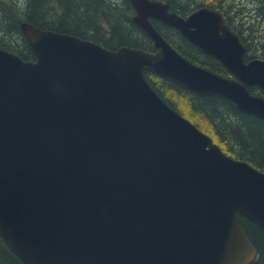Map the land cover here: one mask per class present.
<instances>
[{
    "label": "water",
    "instance_id": "95a60500",
    "mask_svg": "<svg viewBox=\"0 0 264 264\" xmlns=\"http://www.w3.org/2000/svg\"><path fill=\"white\" fill-rule=\"evenodd\" d=\"M156 53L26 21L36 55L0 48V236L25 264H250L258 250L240 214L264 230V173L227 155L173 109L145 70L264 119V60L221 13L183 17L161 0H130ZM158 19L234 78L175 50Z\"/></svg>",
    "mask_w": 264,
    "mask_h": 264
},
{
    "label": "trees",
    "instance_id": "16d2710c",
    "mask_svg": "<svg viewBox=\"0 0 264 264\" xmlns=\"http://www.w3.org/2000/svg\"><path fill=\"white\" fill-rule=\"evenodd\" d=\"M164 1L179 14H187L203 6L218 10L248 50L249 40L254 47L258 41L255 34L248 36L249 28L240 22L238 14L240 16L245 12V6L238 11L235 0ZM253 2L257 4V15L264 19V0ZM134 14L130 0H29L28 11L23 15L17 14L11 0H0V47L19 54L25 60H35L36 55L20 28V24L26 21L43 29L90 39L111 49L129 45L155 51L150 38L132 21ZM154 24L182 55L191 60L198 59L196 51L199 48L176 29L156 20ZM209 68H212V64ZM145 74L153 88L173 109L211 137V133L219 136L229 146L233 157L245 160L264 172L263 119L240 111L233 102L221 96L201 97L152 72L146 71ZM241 220L259 251V257L251 264H264V230L245 217L241 216ZM0 264H25L10 250L1 236Z\"/></svg>",
    "mask_w": 264,
    "mask_h": 264
},
{
    "label": "rangeland",
    "instance_id": "374dc122",
    "mask_svg": "<svg viewBox=\"0 0 264 264\" xmlns=\"http://www.w3.org/2000/svg\"><path fill=\"white\" fill-rule=\"evenodd\" d=\"M235 1L238 11L243 9V5L245 6V12L240 15L241 17L238 14V18L241 19L240 22H244L246 28H249V35H247L252 36L255 34L257 36L258 41L255 42V47L253 46L252 41L249 40V43L254 49V54L256 56H264V19H261L262 17L257 15V4H254V0ZM163 31H166V29H163ZM256 45L258 46V48ZM211 135L213 136L212 138L215 143L219 144L225 152L233 156V154L229 152V146L226 144V142H223L216 134L211 133Z\"/></svg>",
    "mask_w": 264,
    "mask_h": 264
},
{
    "label": "flooded vegetation",
    "instance_id": "af4514ba",
    "mask_svg": "<svg viewBox=\"0 0 264 264\" xmlns=\"http://www.w3.org/2000/svg\"><path fill=\"white\" fill-rule=\"evenodd\" d=\"M189 13L187 14H181V15H184L185 17L188 15ZM225 21V19H224ZM226 23V22H225ZM195 45V44H194ZM196 46V45H195ZM198 47V46H196ZM199 48V47H198ZM198 53H196L198 55V59L194 58L195 59H190L191 61H193L194 63L202 66V67H205V68H208L210 70H213L225 77H228V78H232V77H235L233 73H231L220 61H218L215 57H213L212 55L208 54V53H205L202 49L199 48L198 51H196ZM203 52V54H201ZM194 54V55H196ZM204 56V57H203ZM197 57V56H196ZM200 57H203V59H200ZM217 61H215V60ZM255 59H264V56H256L254 54V51L253 49H251V46H250V43H249V50L246 46V52H245V55H244V62L246 64L252 62L253 60ZM212 64V68H209V66ZM248 89H249V92L252 94V95H258L262 98H264V88H261V87H258L257 85H250L248 86ZM202 97V96H201ZM236 105V104H235ZM250 114V113H249ZM254 115V114H253ZM256 116V115H254ZM258 117V116H256ZM260 118V117H259ZM262 119V118H261ZM264 120V119H263ZM251 221V220H250ZM253 222V221H252ZM255 223V222H254ZM256 224V223H255ZM257 225V224H256Z\"/></svg>",
    "mask_w": 264,
    "mask_h": 264
},
{
    "label": "clouds",
    "instance_id": "9594fccd",
    "mask_svg": "<svg viewBox=\"0 0 264 264\" xmlns=\"http://www.w3.org/2000/svg\"><path fill=\"white\" fill-rule=\"evenodd\" d=\"M11 4L18 15H23L28 11L29 0H11Z\"/></svg>",
    "mask_w": 264,
    "mask_h": 264
}]
</instances>
